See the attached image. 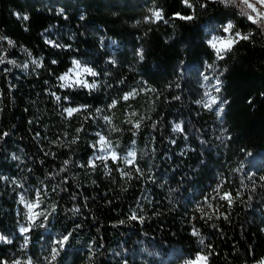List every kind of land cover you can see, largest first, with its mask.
I'll use <instances>...</instances> for the list:
<instances>
[{"label":"trees","instance_id":"16d2710c","mask_svg":"<svg viewBox=\"0 0 264 264\" xmlns=\"http://www.w3.org/2000/svg\"><path fill=\"white\" fill-rule=\"evenodd\" d=\"M242 11L0 0V264L264 261V27ZM229 22L248 39L220 59L210 32ZM74 61L95 87L61 86ZM210 73L212 108L201 103ZM102 136L118 161L92 162ZM21 193L39 202L27 234Z\"/></svg>","mask_w":264,"mask_h":264},{"label":"rangeland","instance_id":"374dc122","mask_svg":"<svg viewBox=\"0 0 264 264\" xmlns=\"http://www.w3.org/2000/svg\"><path fill=\"white\" fill-rule=\"evenodd\" d=\"M261 11H264V9H261ZM226 26H227V24L222 26V27H216L213 30H211L209 43L213 39V37H221V38L228 37L230 35V33L224 31V28ZM231 33L234 34V32L232 30H231ZM233 45H234V43L232 44V46ZM219 47H221V45H220V43H217V48H219ZM213 49H215V48H213ZM215 51H216V49H215ZM226 52L227 51L222 52L221 54L224 55ZM78 62L80 64V68L77 69L76 66L73 64L72 68L65 74L68 76V80L67 81L62 80V82L64 85L69 86V87H75L76 86V87H85L87 89H91L92 87H90V86L93 85L92 81H93L94 75H92L91 73H88V72H84L83 69L89 68V67L85 63H83L82 61H78ZM89 69H91V68H89ZM85 83L88 86H85ZM202 86H203L205 91H204V97L202 98L201 103L205 107H208L206 105L210 104L211 106L208 108L214 107L218 103V99L216 97V92H218L217 88L219 89V86H220L219 79L214 75V73H210L209 75H204ZM132 93L133 94L129 95L128 98H132V99L137 98L141 94V92L137 91V90H135ZM212 98H215V103L211 102ZM175 128L177 129V125L175 126ZM180 128L181 127L179 126V129ZM179 129H177V130H179ZM103 138L111 145V148L105 149L102 151L101 145H100V140H99L97 145H96V148H95L96 149L95 154L92 157V162L94 163V162L100 161V160H104V161L113 160L111 158L112 151H114L115 154L118 156V159L114 160V161H118L120 159V156L115 151L113 145L105 137H103ZM130 153H134V152H130ZM129 154L122 157L121 159L127 163H132L135 159V156L133 157V156H130ZM21 197H23V201L21 200ZM19 201H20L21 205L24 207L25 213H26V221L21 226L20 231L22 228H24V229H26V231H21V233L27 234V232L31 228V224L35 221V218L38 216L39 202L37 199L32 200L31 198L26 196L24 193L20 194ZM28 205H32V207L30 208ZM0 236H2V235L0 234ZM6 242H7V240H0V243H6ZM192 262H193V264H199V262H197L196 260L192 261ZM25 264H30V263L26 262ZM202 264H207V262L204 261V262H202ZM260 264H264V261Z\"/></svg>","mask_w":264,"mask_h":264},{"label":"snow or ice","instance_id":"6c2138e0","mask_svg":"<svg viewBox=\"0 0 264 264\" xmlns=\"http://www.w3.org/2000/svg\"><path fill=\"white\" fill-rule=\"evenodd\" d=\"M184 2L187 4L188 0H184ZM221 3L225 4V5H236L237 7H242L243 11L242 14L247 16V19L252 21L255 24H258L262 27H264V11H261V9H264V0H220ZM189 7H191V5H189ZM250 10V11H248ZM153 15L159 19L162 18L161 12L156 11L153 13ZM25 20L28 18L27 16L23 17ZM181 19H192V16H186V17H180ZM233 24L231 22H229L227 24V26L224 28L225 32L230 33V35L226 38H221V37H213V39L210 41V44L213 48L216 49L217 52V56L220 59H223V55L221 54L222 52L228 51L230 50L231 46L233 43L238 42V39H248V36L242 35L239 31H236L234 34L231 33V30L233 29ZM9 43H11V41H9ZM217 43H220L221 47L217 48ZM14 63V62H13ZM53 63H55V61H53ZM74 65L76 66L77 69L80 68V64L78 61H74ZM84 72H88L91 73L92 75H95L94 72H92L91 69L89 68H84L83 69ZM61 80L67 81L68 80V76H62L60 77ZM66 86V85H61ZM85 86H88L85 83ZM90 87H95V85H91ZM217 91H219V89L217 88ZM133 93H130L129 95H132ZM55 95V94H53ZM128 96H125L124 99H127ZM56 100L59 101L60 97L56 96ZM212 103H215V98H212ZM208 107H210L211 105L208 104L206 105ZM65 111L67 112V114L69 116L72 115L73 112L75 111H79V109H73V108H68L65 109ZM137 127H139V125H136ZM177 129H179V125H177ZM5 135H7V133H5ZM100 145H101V150H105V149H110L111 145L103 138H100ZM130 156H135V153H130ZM111 158L113 160H117L118 156L115 154L114 151H112L111 153ZM92 163V162H90ZM94 166V164H93ZM137 171H139V169H137ZM221 199H226L229 204L232 203V197L230 193H225L224 196L221 197ZM21 200L23 201V197H21ZM30 208L32 207V205H28ZM132 219H137L136 215L133 214ZM142 219V218H141ZM21 231H26V229L22 228ZM194 235L197 233H193ZM0 240H7L6 237L4 236H0ZM64 240H67V237H64ZM54 258V257H53ZM207 257L206 256H202V255H197L196 257V261L199 262V264H202V262L206 261ZM16 264H19V262H16ZM185 264H193L192 261H186Z\"/></svg>","mask_w":264,"mask_h":264}]
</instances>
